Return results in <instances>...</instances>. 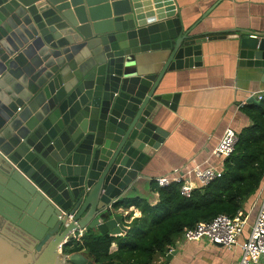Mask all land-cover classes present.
<instances>
[{
    "label": "water",
    "instance_id": "obj_1",
    "mask_svg": "<svg viewBox=\"0 0 264 264\" xmlns=\"http://www.w3.org/2000/svg\"><path fill=\"white\" fill-rule=\"evenodd\" d=\"M193 30L176 0H0V74L23 51L36 67L0 124V264H94L65 260L60 245L82 230L127 232L130 214L114 206L164 143L159 114L179 99L164 76L201 66L203 44L218 39ZM238 32L240 65L264 69V33ZM24 103L37 106L32 119L16 113Z\"/></svg>",
    "mask_w": 264,
    "mask_h": 264
},
{
    "label": "crops",
    "instance_id": "obj_2",
    "mask_svg": "<svg viewBox=\"0 0 264 264\" xmlns=\"http://www.w3.org/2000/svg\"><path fill=\"white\" fill-rule=\"evenodd\" d=\"M176 8L186 30L194 27L191 34L218 39L203 44L201 66L167 72L164 76L162 87L179 96L175 108L163 107L158 117L167 138L144 168L143 176L119 200L142 197L155 201L150 189L152 180L169 175L175 168L223 170V160L215 157L213 151L227 128L240 134L251 125L242 108L264 97V69L240 65L236 38L240 35L238 31L264 33V0H176ZM34 60L31 51L26 54L23 51L20 61H10L13 67L0 74L3 129L7 127L2 116L7 102L28 94L34 84ZM36 109L37 106L24 103L17 106L16 113L32 119ZM263 193L264 190L260 191L246 203L244 211H248L249 223L245 236L251 230ZM118 211L129 213V217L141 216L135 207ZM129 223L126 220L124 226ZM175 251L177 254L170 264H237L240 260L238 249L229 251L208 241L181 243L175 246Z\"/></svg>",
    "mask_w": 264,
    "mask_h": 264
},
{
    "label": "trees",
    "instance_id": "obj_3",
    "mask_svg": "<svg viewBox=\"0 0 264 264\" xmlns=\"http://www.w3.org/2000/svg\"><path fill=\"white\" fill-rule=\"evenodd\" d=\"M242 111L251 125L239 134L233 155L223 160L221 178L195 189L189 198L181 194L179 184L161 188L152 181L155 201L134 197L115 204L116 209L135 207L141 213L126 224L129 229L123 236L88 229L79 241L71 239L63 254L87 253L94 264H156L162 259L166 264L185 229L220 215L233 218L239 211L248 212L246 203L264 190V97L244 105Z\"/></svg>",
    "mask_w": 264,
    "mask_h": 264
},
{
    "label": "built area",
    "instance_id": "obj_4",
    "mask_svg": "<svg viewBox=\"0 0 264 264\" xmlns=\"http://www.w3.org/2000/svg\"><path fill=\"white\" fill-rule=\"evenodd\" d=\"M238 141L239 134L234 129L227 128L218 146L213 151V155L222 160L229 158L233 155ZM222 174L221 171L214 168H197L189 171H185L183 168H175L169 175L158 177L152 181L161 188L179 184L181 186V194L189 198L195 189L208 186L213 180L221 178ZM73 217L69 215V220H73ZM248 223L249 214L243 211H239L233 218L227 215H220L209 223H200L194 228L185 229L181 240L175 246L181 243L208 241L210 244L218 245L229 251L238 249L240 251V260L237 264H263L264 193L251 230L245 236V229ZM85 232L86 230H82L74 233L72 239L79 241ZM67 244L68 242L66 241V243L60 245V252L65 260L69 257V255L63 254V248ZM173 251H175V247L170 249L167 256Z\"/></svg>",
    "mask_w": 264,
    "mask_h": 264
},
{
    "label": "rangeland",
    "instance_id": "obj_5",
    "mask_svg": "<svg viewBox=\"0 0 264 264\" xmlns=\"http://www.w3.org/2000/svg\"><path fill=\"white\" fill-rule=\"evenodd\" d=\"M134 215H135V214H132V215H131L132 217L130 216V219L128 220V222H131V221H132L131 219L135 217ZM126 220H127V218L124 219V222H125ZM180 240H181V237L176 241V243L179 242ZM112 250H113V251L116 250V246H113V247H112ZM162 262H164V259H162ZM158 263H159V262H157L156 264H158Z\"/></svg>",
    "mask_w": 264,
    "mask_h": 264
}]
</instances>
